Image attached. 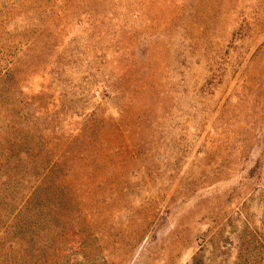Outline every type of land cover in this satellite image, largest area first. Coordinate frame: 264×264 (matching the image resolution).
<instances>
[{
  "label": "rangeland",
  "instance_id": "1",
  "mask_svg": "<svg viewBox=\"0 0 264 264\" xmlns=\"http://www.w3.org/2000/svg\"><path fill=\"white\" fill-rule=\"evenodd\" d=\"M0 66L1 131L60 159L0 264H264V0H0Z\"/></svg>",
  "mask_w": 264,
  "mask_h": 264
},
{
  "label": "trees",
  "instance_id": "2",
  "mask_svg": "<svg viewBox=\"0 0 264 264\" xmlns=\"http://www.w3.org/2000/svg\"><path fill=\"white\" fill-rule=\"evenodd\" d=\"M12 65L11 63L10 66ZM9 77H15L14 71L11 70L9 66L3 71V68L0 66V115L4 109L3 102L5 100V95H8V92L13 87V83L10 84V81L7 82ZM21 125L22 124L19 122L13 123L10 129L6 132L3 131L4 133L0 129V181L7 179L9 182L15 183L16 186H22L21 183H23L24 180L19 178L15 172L23 159L27 160L26 163H28L30 167L38 169L42 174L35 180L32 191H28V195L22 200L17 195L12 196L6 194L3 184H0V221L7 219L11 225H14L19 215H21V212L24 210V207L36 196V192L48 183V179L56 178L57 180V177L52 176V171L58 169V161L60 160L50 159L39 163L36 161L37 158H39V154H35L33 151V155L29 158L26 152L21 151L20 148L24 145L22 135L20 136L18 134ZM44 147L47 148L48 145L46 144ZM25 190L26 189H22V191Z\"/></svg>",
  "mask_w": 264,
  "mask_h": 264
}]
</instances>
